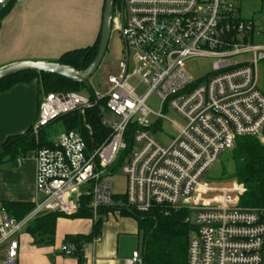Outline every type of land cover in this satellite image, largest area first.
<instances>
[{
	"label": "built area",
	"instance_id": "obj_1",
	"mask_svg": "<svg viewBox=\"0 0 264 264\" xmlns=\"http://www.w3.org/2000/svg\"><path fill=\"white\" fill-rule=\"evenodd\" d=\"M116 1L111 27L122 41L123 57L104 91L45 94L31 128L38 136L66 115L83 117L96 108L109 136L90 148L82 134L69 131L36 150L35 193L41 200L20 221L1 211L0 264H16L18 238L40 215L87 214L95 225L113 208L184 212L193 227L187 264H264V209L242 208L246 191L239 186L212 191L202 181L237 139L264 131L258 83L264 15L258 23L242 19L238 0ZM10 2L0 0V10ZM199 58L213 61L212 72L194 81L184 66ZM132 80L148 87L144 96L137 97ZM151 95L161 100L159 113L146 105ZM163 110L173 111L183 126L170 122ZM161 121L176 130L168 146L154 136ZM117 169L125 178L124 195L112 192ZM100 241L98 235L91 244ZM75 249L69 244L61 253L72 257ZM124 264H142L141 254L133 252Z\"/></svg>",
	"mask_w": 264,
	"mask_h": 264
},
{
	"label": "crops",
	"instance_id": "obj_2",
	"mask_svg": "<svg viewBox=\"0 0 264 264\" xmlns=\"http://www.w3.org/2000/svg\"><path fill=\"white\" fill-rule=\"evenodd\" d=\"M104 2L11 0L10 10L0 23V69L20 62H54L66 52L94 46L101 30ZM45 94L36 80L19 83L0 94V146L7 138L21 136L32 128ZM18 160L20 167L16 162L0 166V213L8 203L34 208L41 200L35 193V152ZM92 227L89 219L58 218L52 246H35L23 232L18 238L16 264H78L76 258L64 256L61 248L72 244L71 240L88 236ZM99 235V244H82L83 264H124L133 252L141 254L137 222L122 216L120 210L106 213Z\"/></svg>",
	"mask_w": 264,
	"mask_h": 264
},
{
	"label": "trees",
	"instance_id": "obj_3",
	"mask_svg": "<svg viewBox=\"0 0 264 264\" xmlns=\"http://www.w3.org/2000/svg\"><path fill=\"white\" fill-rule=\"evenodd\" d=\"M116 2V0H115ZM10 3L0 11V23L10 10ZM99 37L94 46L77 51L64 53L60 59L54 61L61 66H66L74 71H83L88 68L95 59ZM38 81L40 87L46 94L73 92L80 94L83 84L62 78L57 74H41L32 72H19L0 80V94L18 85L19 83H30ZM85 118V121L83 120ZM66 132L76 131L85 139L88 147L96 148L108 136L109 132L102 127L97 109L87 110L82 117L79 114L66 115L62 119ZM89 128V130L86 129ZM40 132V131H39ZM31 133V129L21 136H13L6 139L0 146V166L6 162L15 163L21 156L28 152H36L40 147H47L49 143ZM234 176L240 181L248 180L245 185L246 193L241 198L242 208L264 209V144L259 143L256 138L246 137L237 139L233 149ZM119 202L123 203V197L118 196ZM115 198V199H117ZM7 214L20 221L33 211L30 204L8 203L5 205ZM115 209L107 210L113 212ZM106 212V210H105ZM122 216L131 217L137 222L138 231L141 236L140 251L142 264H187V245L190 237V226L185 223L184 212H164L162 209L151 210L149 213L139 214L132 209H120ZM166 213V214H165ZM87 214L80 215L78 219H88ZM60 216L40 215L34 218L26 226L27 233L35 246H52L54 244V231L56 220ZM102 222L93 225L88 236L71 240L75 245V254L78 264H83L82 244L90 242L100 233Z\"/></svg>",
	"mask_w": 264,
	"mask_h": 264
},
{
	"label": "rangeland",
	"instance_id": "obj_4",
	"mask_svg": "<svg viewBox=\"0 0 264 264\" xmlns=\"http://www.w3.org/2000/svg\"><path fill=\"white\" fill-rule=\"evenodd\" d=\"M118 2H115V8L117 7ZM237 8H239V14L243 19H252L255 23L262 18L264 15V0H238ZM109 45L107 51L104 55V59L97 69L94 76L89 80V87H91L92 92L101 93L105 89L107 79L110 75L115 74L116 67L120 60H122V41L118 36V33L115 30H112L109 38ZM213 61L209 59H196L191 60L185 63L184 70L186 73L194 80L200 81L207 77L211 72V66ZM259 89H262L264 94V68L260 66L259 70ZM132 86L135 88V93L137 97H142L146 94L148 87L139 83L137 80L131 81ZM80 93L86 95L89 93V90L85 87L82 88ZM147 107L155 114L161 111V100L156 95H151L146 100ZM162 115H164L170 122H174L178 126H183L182 119L176 115L173 111L163 110ZM108 117V115H106ZM32 133V130H31ZM40 137L43 138L49 144L55 141L60 135L65 133L62 120H58L54 123H51L48 127L40 130ZM176 130H174L172 124L167 121L160 122V130L154 133L155 139L159 141L162 145L168 146L171 139L175 137ZM39 136H36V139ZM259 143L264 144V131L256 137ZM234 149V148H233ZM232 151L227 152L226 154L220 157L219 162L213 166L203 178V182L206 184L207 189L218 190L220 188H230L232 185L239 186L246 191L244 182L238 181L234 176V160L231 158ZM113 188L112 192L116 195L125 194V178L121 176L119 169L112 176ZM246 193V192H245ZM243 194V196L245 195ZM240 197V201L241 198ZM240 204V202H239ZM66 219V218H65ZM75 219V218H69ZM78 219V218H76ZM190 230L193 229L191 225Z\"/></svg>",
	"mask_w": 264,
	"mask_h": 264
},
{
	"label": "water",
	"instance_id": "obj_5",
	"mask_svg": "<svg viewBox=\"0 0 264 264\" xmlns=\"http://www.w3.org/2000/svg\"><path fill=\"white\" fill-rule=\"evenodd\" d=\"M115 0H105L103 6V16L101 22V30L99 37V46L92 64L83 71H74L73 69L61 66L54 62L43 63V62H20L19 64L6 66L3 69H0V80L4 79V77L19 74V72H32V73H41V74H57L62 78H66L68 80L74 81L76 83H81L89 90L91 93V87H89V80L94 76L97 69L101 65L104 55L107 51L109 45V38L112 32V17L114 10ZM248 180L244 181L246 185Z\"/></svg>",
	"mask_w": 264,
	"mask_h": 264
}]
</instances>
